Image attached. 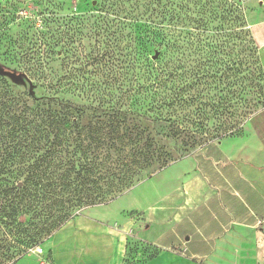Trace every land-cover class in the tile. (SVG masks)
<instances>
[{"label": "trees", "instance_id": "obj_1", "mask_svg": "<svg viewBox=\"0 0 264 264\" xmlns=\"http://www.w3.org/2000/svg\"><path fill=\"white\" fill-rule=\"evenodd\" d=\"M194 1L101 0L95 14L64 17L45 5L44 30L34 32L32 21L8 43L10 65L0 67L9 74H0V231L20 234L18 254L209 141L204 124L179 117L177 70L162 65L164 42L172 58L178 51L162 25L174 24L178 11L189 23ZM210 59L202 53L201 75ZM169 142L180 143L176 152Z\"/></svg>", "mask_w": 264, "mask_h": 264}, {"label": "rangeland", "instance_id": "obj_2", "mask_svg": "<svg viewBox=\"0 0 264 264\" xmlns=\"http://www.w3.org/2000/svg\"><path fill=\"white\" fill-rule=\"evenodd\" d=\"M100 2L101 0H0V67L10 65L6 56L9 53L8 43L20 40V35L27 26L33 25L32 21H35L34 32L44 30L39 14L45 10V5L47 9H52L53 6L58 16L64 17L71 13L95 14L94 10L101 7ZM175 2L181 7L184 0ZM197 5L204 7L199 10L200 6ZM193 6L195 11L189 18V23L179 18V11V19L174 24L169 25L168 21H164V34L175 33L178 51L177 56L172 58L164 42L162 65L165 67L164 72L172 64L177 70L179 117L185 121L204 124V133L210 135L209 141L189 155L152 173L132 188L131 192L128 191L107 204L93 206L102 208L111 204V208H106L108 211L122 210L116 218L101 220L104 218L89 217L88 209L92 207L74 217L98 220L99 224L113 233V237L121 239L124 248L122 264H145L164 251L163 247L148 241L151 235L156 236L157 231L168 233L169 239L164 245L169 247V252L180 255L183 253L180 249L184 246L183 234L189 233V228H186L189 226V218L198 215L202 218L198 223H209L210 220L204 222V217L224 210L223 201H230L229 209L236 210L235 189L231 184L237 179L236 172L230 165L223 163L219 151L221 146L226 148L221 142L234 139L244 123L264 107V53L252 45L249 37V27L264 19V0H195ZM197 19L201 24L198 25ZM3 27L7 29L6 32H1ZM188 32L190 35L187 36ZM166 41H169L168 37ZM203 52L208 53L212 59L206 74L201 75L204 67L199 64L202 63L200 58ZM186 78H189L188 85L184 84ZM201 79L203 80L200 82ZM179 144L169 142L168 149L176 152ZM231 164L238 167L236 157L231 160ZM144 192L148 203L142 202ZM194 230L190 232L194 233ZM219 233L216 229L211 233V246L219 239ZM19 236L15 230L1 229L0 264H53L52 252L42 246L48 238L18 254L22 249ZM195 242L194 240L192 245ZM39 247L43 250L40 254L36 252ZM111 249L115 250L116 244ZM108 251V246H101L86 253L81 260L85 264L97 262L96 254L104 255ZM223 254V260L227 261L230 259L225 255L233 256L231 253ZM185 255L187 256V251ZM216 255L222 257L220 253ZM211 259L208 263H212Z\"/></svg>", "mask_w": 264, "mask_h": 264}, {"label": "crops", "instance_id": "obj_3", "mask_svg": "<svg viewBox=\"0 0 264 264\" xmlns=\"http://www.w3.org/2000/svg\"><path fill=\"white\" fill-rule=\"evenodd\" d=\"M249 29L258 50L264 53V19L252 24ZM221 145H226V148L223 149ZM221 145V151H218L223 163L235 169L237 176L231 182L235 189L236 210L229 209L230 201H223L224 210L204 217V222L210 220L209 223H198L202 219L198 215L189 218V226H186L189 233L183 234L184 246L180 248L183 251L180 255L169 252V247L164 245L169 239L168 233L157 231L155 237H145L149 242L165 249L145 264H264V107L244 123L234 139L221 142ZM235 157L239 163L237 168L231 164ZM147 200L144 192L142 202L148 203ZM111 206L92 207L87 214L89 217L104 218L101 220H112L122 210L108 211L106 208ZM193 229L195 232H190ZM215 229L220 232L217 234L219 239L213 240L211 246V233ZM112 234L98 220L78 217L68 221L42 246L52 252L53 264H85L81 257L101 246H108L109 251L104 255L96 254L98 261L89 264H122L124 248L121 239H116ZM194 240L196 242L192 245ZM115 244L116 249L112 250L111 247ZM216 253H220L222 257ZM223 253H231L233 256L225 255L230 260H223ZM209 259L212 263H208Z\"/></svg>", "mask_w": 264, "mask_h": 264}, {"label": "water", "instance_id": "obj_4", "mask_svg": "<svg viewBox=\"0 0 264 264\" xmlns=\"http://www.w3.org/2000/svg\"><path fill=\"white\" fill-rule=\"evenodd\" d=\"M0 74H3V75H9L7 72H4V70H2L1 68H0ZM20 186V185H19Z\"/></svg>", "mask_w": 264, "mask_h": 264}, {"label": "built area", "instance_id": "obj_5", "mask_svg": "<svg viewBox=\"0 0 264 264\" xmlns=\"http://www.w3.org/2000/svg\"><path fill=\"white\" fill-rule=\"evenodd\" d=\"M36 252L40 254V253H42V249L41 248H36Z\"/></svg>", "mask_w": 264, "mask_h": 264}, {"label": "bare ground", "instance_id": "obj_6", "mask_svg": "<svg viewBox=\"0 0 264 264\" xmlns=\"http://www.w3.org/2000/svg\"><path fill=\"white\" fill-rule=\"evenodd\" d=\"M42 252H43V250H42Z\"/></svg>", "mask_w": 264, "mask_h": 264}]
</instances>
